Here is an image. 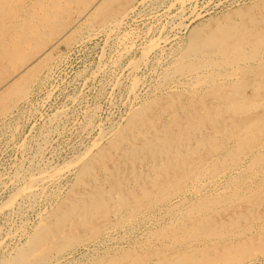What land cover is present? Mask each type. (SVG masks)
I'll use <instances>...</instances> for the list:
<instances>
[{"label": "rangeland", "instance_id": "1", "mask_svg": "<svg viewBox=\"0 0 264 264\" xmlns=\"http://www.w3.org/2000/svg\"><path fill=\"white\" fill-rule=\"evenodd\" d=\"M96 1L66 3L58 10H63L62 25H73L88 11L85 5ZM121 7L124 13L116 10ZM198 25L199 36L213 43L207 57L189 54L187 48V33ZM76 26L71 36L48 43L49 56L31 72L25 97L19 101L15 94L7 96L5 113L0 110V264H110L126 254L124 262L136 256L138 264H191L185 259L214 258L241 242L248 248L246 259L216 264H264L259 247L264 245V121L249 124L255 112L264 114V46L245 45L238 52L234 43L242 34H251L252 43L264 36V0H113L110 9L94 11ZM242 52L248 58L238 60L241 71L229 77L235 72L222 63ZM206 59L207 65L218 64L196 65ZM197 69L199 83L187 79ZM207 73L228 77L213 78L219 81L214 83ZM7 75L0 87L12 77ZM231 81L241 84V93L229 94L225 84ZM217 95L252 105L238 114L244 120L239 126L227 121L226 130L214 133L210 117L220 121L228 115L222 106L216 119L212 112L206 115ZM201 102L209 107L201 113L204 125L185 130L189 117L179 104L195 103L199 109ZM135 113L152 118L159 131L146 123L130 128ZM174 115L180 125L173 122ZM138 130L147 136L163 135V130L189 134L167 153L122 155L128 141L141 144ZM249 130L255 135L250 144ZM199 135L204 136L201 146ZM185 146L197 149L193 154L191 147L185 155H190L191 166L178 167L181 155L163 166L172 151ZM117 177L116 191L132 190L137 204L118 207L105 194L106 212L88 211V227L78 215L63 217L71 201L78 202L95 185L115 194L109 182ZM177 177H186L177 188L163 186ZM141 187L148 192L143 194ZM39 230L59 239L62 230L70 237L69 246L61 251L50 247L42 257L34 250L23 262L13 263L20 252L29 251ZM124 262L118 264H128Z\"/></svg>", "mask_w": 264, "mask_h": 264}, {"label": "bare ground", "instance_id": "2", "mask_svg": "<svg viewBox=\"0 0 264 264\" xmlns=\"http://www.w3.org/2000/svg\"><path fill=\"white\" fill-rule=\"evenodd\" d=\"M49 1H50L49 4H44V1L42 2L41 0L30 1V2H27L26 0H2V1H0V80H3L4 76L7 74H8L7 76H10V75L12 76L10 79H8V81H6L0 87V110H1V113H5L4 110L7 107V102L9 99V98H7V96H9L11 94H15L16 99L19 101H20V99L22 100V98L25 97L26 92H28L26 86L31 84V83H28L29 78L33 77V76H31V74H32L31 72L33 71V69L36 66L39 67L40 65H42L43 59L47 55L49 56V51H47V49L49 47V46H47L48 43L51 41L52 42L58 41V43H59V40L62 41L65 38H67L69 35L71 36V32L72 33L74 32L76 24H81V22H83V20H86V18H88L89 14L93 13L94 11L110 9V4L113 0H97L95 3L93 2L94 4L90 5L89 8H88L89 5H87V8L85 5L84 9H87L88 11L81 13L80 17H78V18H76V19L74 18L75 21L73 20L74 21L73 25L66 26V27H65V25L64 26L62 25L63 22L60 18L63 10L61 12L58 10L61 9L62 7H64L66 3H68V2L71 3L72 0H49ZM79 3H80V6L87 4V0H79ZM124 7H121L120 11H119V8L116 10H118V13H124L125 12ZM109 11L111 12V10H109ZM239 16H241V14ZM112 23L115 24V21H113ZM117 24H118V20H117ZM73 27H74V29H72ZM201 30H202L201 25L195 26V27L191 28V30H189L190 33H187L188 34L187 35L188 36L187 48L191 49V52H189V54H192V55L201 54V57H207V48L211 47L213 43L210 42V40L208 38H205L203 36H201V37L199 36V33L201 32ZM250 35L251 34H249L248 36L242 34L241 39L238 38L237 40H235V42H234L235 43V51L243 49L245 47V45L250 46V44L255 45V48L258 45L264 46V36L260 40L258 39L259 41L256 39V41H254L252 43V42H250V37H249ZM239 44H242V45L239 46ZM241 54H243V55H241ZM33 56H35L34 60L32 59ZM252 57H253V55H252ZM247 58H248L247 54L242 52L238 56H236L235 58H234V56L233 57L230 56L227 60H224V62L222 64H224V63L230 64L231 65V66H229L231 69L230 72H235L234 74L229 73L230 74L229 77H231V75L237 76L238 70L241 71L240 65L239 66L237 65L238 60L247 59ZM210 64H212V66H214L213 64H218V63L210 61ZM210 64L207 65V59H206L204 62H201V64L198 63L196 65L197 66L203 65V66H205V68H207L206 66H208L209 68H213L212 66H210ZM13 69L17 70L16 73L14 72L15 75H13V71H12ZM199 72H201L199 69H197L195 71L193 70V72H191V73L194 74V76H191L187 79H192V82L194 80L195 83H199L201 76H202L201 74H199ZM203 74H204V72H203ZM223 74L222 73H217V74H211L210 73V74H208V76L211 78V80L213 78H214V80L215 79L220 80V78L222 77L221 75H223ZM226 74H227V72H226ZM226 74H224V76ZM192 77H194V78H192ZM214 80H212V81H214ZM218 82L214 81V83H218ZM204 83L206 84V82H204ZM221 84H223V83H221ZM224 84H225V82H224ZM225 85L227 87H229V89H228L229 94L230 93L231 94L241 93L238 90L239 88H241L240 87L241 84H237V86H235L236 83L231 81V83H226ZM222 87H224V85ZM232 88H234V89H232ZM219 90H220L219 88L218 89L214 88L213 91L218 92ZM2 96H5V97L2 98ZM217 98H218V101L215 100V104L212 105V106H214L213 108H209L205 102L200 103L199 109H197L198 107H196L195 103L192 104L193 102L190 103L189 106H186V105L181 106V104H179V107L183 108L185 110V117H187V118L189 117V119L186 120L185 125H184L185 130L191 131V129H196L197 127L199 129L202 125H204L203 124V122L205 121V120H203L204 115L201 113L204 111H207L208 108H209V111L206 112V115H209V114L211 115V112H212L214 118L216 119V116H219V114H220L221 106L223 107L222 110H225V113H227L228 115L223 120L219 121L218 119H216L218 122H216V120H214L212 117H210L212 119L211 130L214 133L226 130L227 127L225 125H226L227 121L233 127L239 126V124L242 123L244 120H243V118H241V115H238V114L242 113V112H246V111L248 112L250 109L249 106L252 105V102H246V103L241 102V99H239L238 97L231 98L230 96L225 95V96H223V98H225V101L222 100L221 95H217ZM3 99L4 100L6 99L5 103L3 102ZM219 102H223V104H221ZM212 103H214V102L212 101ZM144 105H145V103H144ZM253 106H256V102H254ZM253 106H252V108H253ZM256 107H258V105ZM141 111H139V112H141ZM143 111H142V113H143ZM255 113H257V112H255ZM255 113L250 118V122H249L250 126L255 124L256 122H258V120L260 118H262L264 121V114L262 112H260L258 114H255ZM137 115L138 114L135 113L133 115V117L130 118V120L128 122V125L130 128H132L134 126V124L139 125V124L146 123L151 128L155 125L154 120L152 118L144 117V116H142L143 114H140L139 116H137ZM135 118H136V120L138 119V123L136 122ZM172 120H173V122L177 123V125H180V121L176 120V116ZM258 124H260V123H258ZM153 128H154L153 131H155V133H157L160 129L158 127L157 128L153 127ZM243 128H244V124H243ZM163 131H165L163 133V135H160V134L157 135V134L151 133L150 136H147V135H141L142 131L138 130V132H136V134H138V137H140L139 135H141L144 138L141 141V144L139 145L136 142L128 141L129 144L127 146L121 147V149L123 151L122 155L127 156V157L142 158L141 155H143V156L145 155L146 157H148V156L153 157V156H155L156 153H163V152L167 153L170 151V148L175 143H177L181 139L186 138V136L189 134V133H185V132H181V131L173 132V130L172 131L171 130H163ZM234 133H235V131H234ZM236 133L239 134V132H236ZM248 134L251 135L248 138V143L250 144L251 141H253L255 139V135L252 133V130L251 131L249 130L247 132V136H248ZM240 135H241V133H240ZM244 136H245V134H244ZM244 136H243V139L245 140ZM199 137L200 138H199L197 144H199L198 146H201L203 144L202 140H204V136L199 135ZM236 137L239 138L240 136H236ZM123 141L120 142V145L123 144ZM245 144H247V143H245ZM191 147L192 146H190V147L185 146V149H183L180 152L172 151V157H169L166 161H163V166L171 165V164H167V163L173 162L180 155H181V157L177 161L178 167H180L179 164H186V163H187V166H191L192 162L190 160V155L188 156V159L185 157V155H187L189 153V150ZM196 151H197L196 147L193 146L191 148V153L194 154V153H196ZM146 152L148 153V155ZM102 158H104V157H102ZM185 168H186V166H185ZM86 169L91 170L92 168H91V166H89ZM40 174H42V172ZM137 177L139 178L138 175H136V178ZM43 178H44V176H43ZM185 178L186 177H184V178L183 177H177L173 181H171L172 183L167 181L165 184H163V186L170 185L171 187L173 186V188H177L179 186L180 182H183V180ZM37 179H39V178H37ZM117 180H118V177L113 182L112 181L109 182V184H110L109 187L111 188L110 190L116 191L118 189V187L120 185L117 182ZM151 180H153V179H151ZM34 182H35L34 177H32L28 182V186L30 187ZM163 186H161V187H163ZM146 190L147 189L141 187V192L143 194H146L148 192V190L147 191ZM106 191H107V189L103 185H99V186L95 185L93 190L88 191V193L85 194V197L80 196L77 200L78 202L71 201L70 205L67 206V210L65 211V214L63 215V217L69 219L70 217H74V215H76V216L78 215V217L84 219V220L81 219V223L84 226L88 227L90 225L89 224L90 222L87 223V221L85 220V215H88V213H87L88 211H92V212L96 211L97 214L105 213L106 211H105L104 207L106 206L107 201L105 200L106 197L104 198V196H106L107 194L109 195L108 198L109 199L111 198V200L113 202L117 203L118 207H121L122 204L130 203V202H135L137 204V202H138V198H137L138 195L135 194L130 189H126V190L125 189H119L118 191L115 192V194L114 193L112 194L110 192L105 193ZM45 227H47V226H45ZM39 231L40 232H37V234H35V236L31 240L32 246L30 247L29 251H23V253L20 252V254L17 258V261L13 262V263L23 262L24 258L29 254V252L33 251L32 253L34 254V250H37L39 252V254H41V257H42V255L45 254L48 250H51L50 247H53L57 251H61V250L67 249V247L69 246V245H67V242H69L68 238H70V237H66V235L63 234L62 230L59 233L60 239L55 237V236L48 238L47 236L51 235V233L47 232L45 234V236H43V234L41 233V230H39ZM246 246L247 245L245 242H241V243H237L236 245H233L232 247H229V248L227 247V249L225 248V250H222V252H220L221 254H219L218 256H216L214 258H212L209 255V256H203L200 259L199 258L193 259L191 257V258H186L185 260L189 261L191 264H214V263L216 264V262L221 261V260H226V259H228L229 261H234V262L235 261H242V260L246 259L245 254L247 253V249H248ZM259 247L262 250H264V245H261V246L259 245ZM128 255L129 254L124 255L122 258L121 257L120 258H114V259L110 260L109 263L110 264H118V263L124 262L128 258ZM138 258L139 257L133 256L132 258L128 259V262H124V263L138 264V262H139ZM7 260L5 259V261L7 263H10V261H7Z\"/></svg>", "mask_w": 264, "mask_h": 264}]
</instances>
